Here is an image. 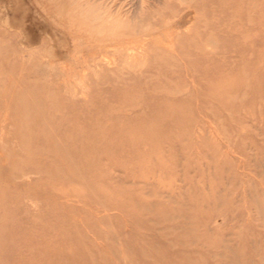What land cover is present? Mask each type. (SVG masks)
<instances>
[{
  "label": "rangeland",
  "instance_id": "374dc122",
  "mask_svg": "<svg viewBox=\"0 0 264 264\" xmlns=\"http://www.w3.org/2000/svg\"><path fill=\"white\" fill-rule=\"evenodd\" d=\"M118 1L135 64L0 0V264H264V0Z\"/></svg>",
  "mask_w": 264,
  "mask_h": 264
},
{
  "label": "bare ground",
  "instance_id": "6f19581e",
  "mask_svg": "<svg viewBox=\"0 0 264 264\" xmlns=\"http://www.w3.org/2000/svg\"><path fill=\"white\" fill-rule=\"evenodd\" d=\"M135 1H137L136 3H138L140 1L139 9H141V13L142 12L145 13V10H147V5H149V3L151 4V0H135ZM217 1H218V9L219 10L224 9L227 6H232L234 4V0H217ZM53 2H54L53 9L55 10L54 13H56V15L59 16V18H61V19L63 18V15H65L68 23H71V25L77 30V32L80 33V35L86 36L87 37L86 39H88L89 43L94 44V46L90 47V50H92L94 52L93 56L98 55V54L102 55V53L107 54L108 49L110 50V47H112V45H114L117 47L115 49V52H116L115 55L122 57L124 54L127 53V51L131 50V51H129L132 53V54H130L131 55L130 60L132 59V61H133L135 59L136 61H138L137 58L135 57L136 54L133 53L135 51H134V46L132 44L139 43V38H136V35H135V31H137L136 28L139 27V24H137V22H136V24H135L136 28H134V27L129 28L125 25L126 20H128L130 18L129 15L127 16V14L124 13V11H123V7L125 5H127L126 2H124L123 4L119 3L118 0H115V1H113V0H53ZM43 5H45V3ZM132 7L135 10L136 4H133ZM40 8H42V7H40ZM43 8H44V6H43ZM35 10H38V6L36 7ZM53 11H52V13L51 12L50 13L53 14ZM132 11H133V9H132ZM38 12L41 13L40 11H38ZM130 15H131V13H130ZM44 16H46V15H44ZM36 17H34V18H36ZM127 17H129V18H127ZM121 18H125L126 20L125 19L122 20ZM36 19H33V20L36 21ZM67 21H65V22H67ZM34 24L35 23L29 24V27H28L29 28V34H32L34 32V29H33ZM68 26L70 27V25H68ZM31 29H33V31H31V33H30ZM75 29H74V31H75ZM129 29L133 30V31H130ZM78 33H76V34H78ZM48 34H49L50 39H51L52 34L49 32H48ZM53 35H55L56 38H54L52 42H57L58 41L57 38L61 37L60 33L54 32ZM86 39H84V40H86ZM126 55L129 56L128 54H126ZM93 56H91L89 58H92L94 60ZM111 56H112V54H111ZM127 58L125 57L124 59L126 60ZM84 62L86 64L87 60L82 61L83 64H84ZM132 63H134V61ZM135 63H137V62H135ZM86 66H88V65H86ZM75 70H73V71H75ZM71 73H72V71H71Z\"/></svg>",
  "mask_w": 264,
  "mask_h": 264
}]
</instances>
